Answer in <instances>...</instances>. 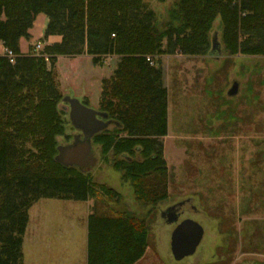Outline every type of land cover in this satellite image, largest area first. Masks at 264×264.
<instances>
[{"label":"trees","instance_id":"1","mask_svg":"<svg viewBox=\"0 0 264 264\" xmlns=\"http://www.w3.org/2000/svg\"><path fill=\"white\" fill-rule=\"evenodd\" d=\"M38 15L48 19L43 39L61 38L45 49L52 58L87 55L93 66L119 58L111 77L101 82L107 106L99 111L121 127L94 136L92 145L121 165L135 200L144 205L166 197L158 173L164 169L167 90L153 58L207 56L216 22L223 50L264 55V0H178L163 27L143 0H0V42L15 55L14 64L0 56V264H23V237L35 203L87 202L98 195L97 188L104 190L93 182V173L54 161L60 139L69 143L72 137L66 134V113L57 109L62 98L56 96L53 66L47 70L42 59L19 50ZM145 238L144 221L133 214L91 212L86 264H135L147 247Z\"/></svg>","mask_w":264,"mask_h":264},{"label":"rangeland","instance_id":"2","mask_svg":"<svg viewBox=\"0 0 264 264\" xmlns=\"http://www.w3.org/2000/svg\"><path fill=\"white\" fill-rule=\"evenodd\" d=\"M143 1L162 27L167 24L166 13L173 16L178 2ZM215 29L219 32L218 22ZM36 45L40 49L34 52ZM46 47L39 41L28 42L24 54L42 59L47 70L53 66L56 96L76 97L92 109H105L101 82L111 77L115 60L93 66L90 56L52 58ZM156 60L167 90V134L161 139L164 169L158 173L166 197L155 206L138 203L130 181L118 170L121 165L96 150L93 182L104 190L97 188L98 195L89 199L92 212L122 211L144 221L147 247L135 264H264V55L233 54L222 47L218 59L162 55L152 60L157 67ZM233 80L240 82V91L228 98L226 91ZM65 120L67 112L64 124ZM66 130L71 137L75 133L69 127ZM109 189L115 197L107 194ZM186 199L190 203L178 223L191 219L204 234L194 255L178 262L170 251L176 224H166L161 213ZM75 205L87 207L59 200H40L31 207L23 237V264H60L53 258L59 254L61 239L74 232L67 227Z\"/></svg>","mask_w":264,"mask_h":264},{"label":"water","instance_id":"3","mask_svg":"<svg viewBox=\"0 0 264 264\" xmlns=\"http://www.w3.org/2000/svg\"><path fill=\"white\" fill-rule=\"evenodd\" d=\"M222 53L220 33L215 29L210 34V49L207 56L218 59ZM240 82L233 80L226 91L228 98L238 96ZM57 109L67 112L70 127L74 134L69 143L59 144L54 161L65 167L75 168L83 173H92L97 162L96 148L92 145L94 136L107 131L112 127L120 128V124L112 119L106 112H101L84 105L76 97L64 96L57 105ZM174 207L167 211L166 224H176L170 235V251L175 261L194 255L203 238V228L191 219L178 223L179 216Z\"/></svg>","mask_w":264,"mask_h":264},{"label":"crops","instance_id":"4","mask_svg":"<svg viewBox=\"0 0 264 264\" xmlns=\"http://www.w3.org/2000/svg\"><path fill=\"white\" fill-rule=\"evenodd\" d=\"M48 24V19L44 15H38L34 21L32 29H30V39L25 40L21 39L19 41V50L21 55H25V49L29 43H33L35 41H39V43H43L44 45H52L55 43H59L61 38L58 36H51L47 39H43L44 31ZM3 49V45L0 42V54ZM107 59H114L116 64L118 63V57L110 56L104 58L103 62ZM101 67V66H100ZM106 79V78H103ZM87 204V207L84 208L80 205H75L71 210H73V214H71L70 225L67 227V231L74 230L73 233L70 232V235L67 238L61 239L59 254L54 256L53 260L66 263V264H86L87 263V219L91 214V206L89 205V201L82 202ZM29 222V221H28ZM29 224V223H28Z\"/></svg>","mask_w":264,"mask_h":264},{"label":"flooded vegetation","instance_id":"5","mask_svg":"<svg viewBox=\"0 0 264 264\" xmlns=\"http://www.w3.org/2000/svg\"><path fill=\"white\" fill-rule=\"evenodd\" d=\"M67 127H69V129H70V126L69 125H67L66 126V129H67ZM71 130V129H70ZM67 131V130H66ZM72 131V130H71ZM190 203V199H186V200H180V201H178V203L177 204H174V205H171V206H169L168 208H167V210L169 211V212H172V211H170V209L172 208V207H174V209H173V211H175L176 213H177V215L180 217L181 215H182V213H183V208L187 205V204H189ZM191 209L192 210H195L196 208H194L193 206H191ZM167 211L165 210L164 212H162L161 213V219L166 223V216H167Z\"/></svg>","mask_w":264,"mask_h":264},{"label":"built area","instance_id":"6","mask_svg":"<svg viewBox=\"0 0 264 264\" xmlns=\"http://www.w3.org/2000/svg\"><path fill=\"white\" fill-rule=\"evenodd\" d=\"M39 49L40 45H36L34 52H37ZM0 56L7 58L11 64H14L15 55L10 49L3 47ZM147 60L149 61V58Z\"/></svg>","mask_w":264,"mask_h":264}]
</instances>
